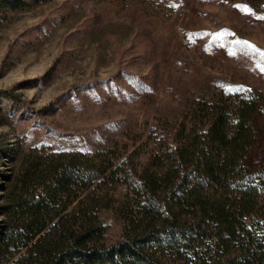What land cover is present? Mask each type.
Wrapping results in <instances>:
<instances>
[{"label":"rangeland","instance_id":"rangeland-1","mask_svg":"<svg viewBox=\"0 0 264 264\" xmlns=\"http://www.w3.org/2000/svg\"><path fill=\"white\" fill-rule=\"evenodd\" d=\"M246 92L264 98V0H0V264L133 245L159 261L173 230L225 227L228 106ZM46 184L67 195L40 237L7 244Z\"/></svg>","mask_w":264,"mask_h":264},{"label":"trees","instance_id":"trees-1","mask_svg":"<svg viewBox=\"0 0 264 264\" xmlns=\"http://www.w3.org/2000/svg\"><path fill=\"white\" fill-rule=\"evenodd\" d=\"M250 6L258 11L262 8L260 3L251 2ZM228 107L231 133L226 178L240 193L231 221L204 237L194 230L183 236L176 229L173 230L172 256L167 259L161 260L159 257L158 261L153 246L138 249L133 245L97 255L94 261L99 264H264V160L256 164L252 162V154L261 149L264 143V123L261 120L264 98L255 92L234 94ZM195 154L201 165L205 164L206 157L199 152ZM185 156L180 150L171 154L168 161L173 167L184 171ZM63 187L46 184L41 191L31 194L25 207L29 222L21 230L9 232L7 244L19 240L27 244L40 237L49 217L67 195ZM153 238L152 233L145 235L148 242ZM184 241L183 249L180 243Z\"/></svg>","mask_w":264,"mask_h":264},{"label":"snow or ice","instance_id":"snow-or-ice-1","mask_svg":"<svg viewBox=\"0 0 264 264\" xmlns=\"http://www.w3.org/2000/svg\"><path fill=\"white\" fill-rule=\"evenodd\" d=\"M244 43H246V44H247L248 42H244ZM253 47H254V46H253Z\"/></svg>","mask_w":264,"mask_h":264}]
</instances>
